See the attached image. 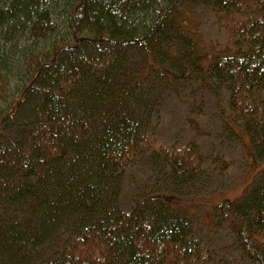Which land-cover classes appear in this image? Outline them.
Listing matches in <instances>:
<instances>
[{"label": "trees", "instance_id": "1", "mask_svg": "<svg viewBox=\"0 0 264 264\" xmlns=\"http://www.w3.org/2000/svg\"><path fill=\"white\" fill-rule=\"evenodd\" d=\"M191 2L214 12L224 40L184 33L175 16ZM131 53L144 57L134 79ZM151 69L218 83L228 125L264 158V0H0V76L22 78L0 107V264H264V166L240 199L214 206L242 262L188 239L183 201L205 156L138 132ZM143 159L166 189L131 185L123 208V180ZM212 164L231 167L220 153Z\"/></svg>", "mask_w": 264, "mask_h": 264}, {"label": "rangeland", "instance_id": "2", "mask_svg": "<svg viewBox=\"0 0 264 264\" xmlns=\"http://www.w3.org/2000/svg\"><path fill=\"white\" fill-rule=\"evenodd\" d=\"M175 19L184 29V33L196 34L203 44L210 39L224 40L214 12L207 6L188 3ZM41 48L40 42L35 44V51H40ZM137 54L131 53L128 57L127 62L131 66L132 63L135 64V67L133 75L131 70L128 71L127 79H131V75L132 79L139 77L137 74L143 72L144 57L140 55L136 59L140 61L134 63ZM163 66V71L169 67ZM1 73L5 77L0 76V87L2 82L6 84L8 93L7 98L2 97L0 93V107H3L6 100L10 99L22 84V78L7 76L2 71ZM148 75L144 84L155 88L156 93L150 98L151 102H154L152 107L138 112L135 119L138 132L153 133L159 139L178 146L193 143L205 156L203 175L195 189L198 194L185 195L187 200L183 201V205L188 207L184 209V218L190 233L188 239L191 242L207 243L216 256L242 262L236 236L219 223L214 206L224 199H240L262 170L264 158H255L252 155L249 142L241 133L240 127L233 128L228 125V96L218 83L205 82L199 76H194L196 80H174L168 83L165 77L154 69L149 70ZM12 129L13 127H10L8 132H12ZM0 141L7 142V139L2 137ZM216 153L224 155L231 163L225 175L219 174L212 164V157ZM151 168V163L143 159L124 178L120 196L121 207L132 206L131 185L154 183L156 190L166 189L159 184L161 175L158 174L156 179ZM149 192L151 191H145L143 194ZM242 264L248 263L244 261Z\"/></svg>", "mask_w": 264, "mask_h": 264}]
</instances>
